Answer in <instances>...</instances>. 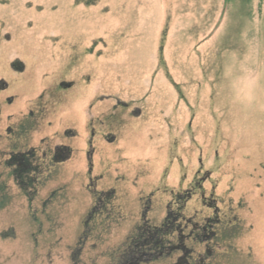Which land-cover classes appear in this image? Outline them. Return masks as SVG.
<instances>
[{
	"label": "rangeland",
	"instance_id": "374dc122",
	"mask_svg": "<svg viewBox=\"0 0 264 264\" xmlns=\"http://www.w3.org/2000/svg\"><path fill=\"white\" fill-rule=\"evenodd\" d=\"M4 70L21 76L22 103L56 104L45 132L75 138L33 202L10 191L0 264H111L125 235L152 238L139 237L142 211L160 225L179 206L219 223L181 257L264 264V0H0ZM111 189L131 220L86 227ZM50 193L52 222L32 211Z\"/></svg>",
	"mask_w": 264,
	"mask_h": 264
},
{
	"label": "flooded vegetation",
	"instance_id": "af4514ba",
	"mask_svg": "<svg viewBox=\"0 0 264 264\" xmlns=\"http://www.w3.org/2000/svg\"><path fill=\"white\" fill-rule=\"evenodd\" d=\"M21 69L22 65L19 68H14V70ZM6 74L5 70L4 73L0 72V244H3L5 235L9 232L3 230V213L8 212L4 211L16 205V199L11 200L10 198V191L17 189L27 197L29 203L33 202L40 183L45 180L53 167L56 168L65 163L74 153L72 152L74 148L69 146V143L73 144V142L68 140V137L75 138L74 133L72 131L70 133L67 128L55 135L45 132V129H48L47 126L49 128L52 126L51 110H54L56 104L45 103L41 96L22 103L20 93L15 90L22 79L21 76L15 72L7 77ZM71 86L66 82L58 83V87L63 89H68ZM56 88L48 90L53 93L57 91ZM92 107L95 105L90 106V108ZM91 135L95 137L94 130H91ZM93 141L92 149L87 150L85 154L90 161L96 155ZM90 161L89 164L92 165ZM88 171L91 172V169L88 168ZM97 179L99 180V178ZM115 195L116 192L112 189L109 192H102L99 195L101 198L97 196L98 198L96 197L87 206L86 227L89 224L94 225L95 222L99 227L106 222L111 223V226H119V224L131 220L132 217L129 218L124 210L122 200L112 202L111 197H115ZM52 198L53 194L50 193L48 198H45L40 204L39 210L37 208L32 210L34 216L40 211L44 217L43 220L52 222L53 218L48 214ZM150 202L152 205V200ZM177 208L178 213L168 212L160 225L148 224L145 216L146 211H142L140 218L143 225L139 228L142 231L137 229L136 231H139V237L144 232L152 238L146 241V237H141L140 241L129 245L126 240L130 239L132 234L125 235L122 240L118 241L120 248L114 249L117 255L115 254V258L111 257V264H151L153 261L161 260L165 255H177L174 264H200L193 263L195 260L193 253V255L184 254L182 257L180 254L182 251L187 252L186 244L189 240L199 239V243H206L215 236L214 226L215 228L219 226L218 220L212 222V219L201 221H196L195 218L186 219L182 217L181 207ZM13 234L9 233L8 235L15 237V232ZM165 236L172 238V240L167 239V245L164 244ZM86 242L85 238L81 244L85 245ZM126 247L128 249H124ZM123 249L124 251H121ZM207 252H209L208 249ZM198 259L200 262L203 257L199 255Z\"/></svg>",
	"mask_w": 264,
	"mask_h": 264
}]
</instances>
